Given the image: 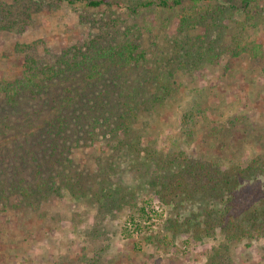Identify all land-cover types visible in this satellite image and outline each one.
Returning a JSON list of instances; mask_svg holds the SVG:
<instances>
[{"label":"rangeland","instance_id":"obj_1","mask_svg":"<svg viewBox=\"0 0 264 264\" xmlns=\"http://www.w3.org/2000/svg\"><path fill=\"white\" fill-rule=\"evenodd\" d=\"M38 1L42 6L30 16L25 7H18L23 13L11 24L2 23L5 12L0 8V80L22 76L25 53L18 46L37 58L52 60L62 50L96 36L105 24L112 31L114 17L119 34L126 31L127 38L139 45L137 51L145 50L150 59L166 62V55H171L175 63L182 54L174 53L176 41L183 37L179 8L139 7L137 14L129 5L140 0H107L110 5L99 7L89 6L85 0ZM241 1H234L235 8L228 4V19L222 17L219 23L209 19L208 25L185 31L197 35L210 29L212 37L222 34L224 43L247 49L237 56L225 53L216 63L195 61L163 76L172 80L171 94L143 113L135 127L144 141L154 140L160 152L184 149L202 158L231 157L244 163L264 153V0H250L248 9L242 8ZM255 46L259 48L253 52ZM158 61L146 62L145 69L162 67ZM145 71L138 78L145 77ZM159 86L158 82L157 86L147 84L151 93L159 90L164 97L165 90ZM101 147L110 151L99 140L94 146L73 149L71 156L85 171L95 170L98 161L107 157ZM116 163L119 176L115 181L132 189L135 198L107 214L99 235L93 230L98 211V204L89 199L93 193L75 199L65 191L61 198H52L38 209L9 205L0 212V264H210L214 256L218 264H264L263 239H254L248 246V240H232L219 230L196 240L181 223L191 209L200 215L208 202L197 200L192 205L183 197L180 208L174 210L148 184L149 176L143 171L148 166L137 171L123 156ZM261 186L246 191L248 201L257 205L264 201L263 177ZM212 205L222 206L219 202ZM173 219L181 226L176 232L168 228ZM95 258L98 261L92 263Z\"/></svg>","mask_w":264,"mask_h":264},{"label":"trees","instance_id":"obj_2","mask_svg":"<svg viewBox=\"0 0 264 264\" xmlns=\"http://www.w3.org/2000/svg\"><path fill=\"white\" fill-rule=\"evenodd\" d=\"M85 1L93 7L110 5L107 0ZM185 1L140 0L129 5L137 14L139 7L179 8L183 37L176 41L174 53L182 54L175 63L171 55H166V63L164 59H150L145 50L138 52L139 45L127 38L128 33L119 34L115 28L116 17L112 31L108 30L111 25L105 24L96 36L62 50L52 60L37 58L24 47H17L25 53L22 76L0 80L1 213L9 205L38 209L52 198H61L65 191L75 199L93 193L89 199L93 205L98 204L93 230L99 235L107 214L131 204L130 199L135 198L132 189L115 181L119 176L116 161L123 156L135 164L137 171L148 166L143 170L149 176L148 184L159 200L174 210L180 208L183 197L192 205L197 200L208 202L200 215L191 209L192 213L181 223L196 240L214 236L220 230L232 240H248V246L254 239H263L264 251V201L260 205L248 201L246 192L262 187L264 153L245 163L231 157L202 158L184 149L163 153L154 140L144 141L135 129L143 113L156 108L159 101L164 102L171 94L172 80L166 81L163 76H171L174 70L185 69L195 61L216 63L225 53L237 56L247 49L224 43L222 34L212 37L210 29L197 35L185 32L208 25L209 19L217 23L222 17L226 19L230 6L236 7L235 0H225L224 4L216 0H188L187 6ZM39 2L1 0L0 8L5 12L2 23L11 24L19 19L23 11H18V7H25L30 16L42 6ZM241 2L242 8L248 9L250 0ZM221 29L225 26L221 25ZM256 48L259 47L255 46L253 52ZM151 60H159L163 66L145 69L146 62ZM142 70H146L145 77L138 78ZM164 70L166 74L162 73ZM157 82L165 90L164 97L159 90L151 93L147 87L157 86ZM163 82L166 83L162 85ZM99 140L105 141L110 151L101 147L107 157L98 161L95 170L85 171L71 151L94 146ZM140 215H146L145 208L140 209ZM172 221L168 228L176 232L180 222ZM97 261L98 258L92 259V263ZM210 264H218L215 256Z\"/></svg>","mask_w":264,"mask_h":264}]
</instances>
